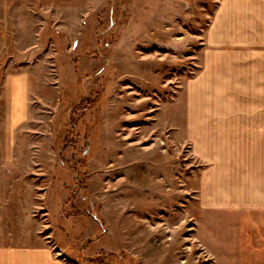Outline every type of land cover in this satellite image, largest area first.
I'll use <instances>...</instances> for the list:
<instances>
[{
    "label": "rangeland",
    "instance_id": "rangeland-1",
    "mask_svg": "<svg viewBox=\"0 0 264 264\" xmlns=\"http://www.w3.org/2000/svg\"><path fill=\"white\" fill-rule=\"evenodd\" d=\"M218 1L0 0V149L10 154L8 79L23 72L34 112L15 132L13 156L33 160L21 173L46 193L22 217L46 222L43 235L69 264H215L196 240L198 221L236 225L229 244L213 249L229 255L237 245L240 264H252L249 248L264 254V215L202 211L197 219L196 194L183 183L193 168L186 145L172 152L164 132L157 139L167 172L128 150L135 137L139 148L153 143L130 133L151 128L159 102L184 97ZM171 161L178 183L147 192L142 170L170 175Z\"/></svg>",
    "mask_w": 264,
    "mask_h": 264
},
{
    "label": "crops",
    "instance_id": "crops-1",
    "mask_svg": "<svg viewBox=\"0 0 264 264\" xmlns=\"http://www.w3.org/2000/svg\"><path fill=\"white\" fill-rule=\"evenodd\" d=\"M207 25L199 53L200 68L186 81L184 97L181 100L178 93L171 94L159 102L151 128L140 127L130 133L138 141L149 138L148 144L153 143L139 148L135 137L128 143V150L144 154L132 155L138 156V162L155 168L160 165L167 172L164 161L169 159H164L163 153L167 149L158 148L157 142L164 132L172 152L181 145L188 148L193 168L182 180L196 194L198 220L202 211H229L258 219L264 215V0H219ZM29 81V75L23 72L8 79L6 151L10 154L3 157L0 149V264H69L53 252L43 235L46 222L36 224L22 217L31 214L36 197L46 193L45 188L35 190L39 186H35L33 176L21 173L33 160L13 156L15 132L33 117ZM136 103L131 104L140 105ZM132 117H143L142 112ZM141 167L131 165L134 169ZM177 167L171 161V174L162 177L152 174V168L149 172L142 170V178L150 183L147 192L162 181L178 183L182 172L176 173ZM173 189L178 191L175 186ZM187 192L186 188L181 193L189 195ZM217 226L198 221L196 240L213 257V263L240 264L244 256L237 245L227 246L232 251L229 255L213 249L229 244L227 239H232L236 225L225 226L232 228L229 236L223 234L225 229L220 224ZM249 254L252 264H264V254L250 248Z\"/></svg>",
    "mask_w": 264,
    "mask_h": 264
}]
</instances>
